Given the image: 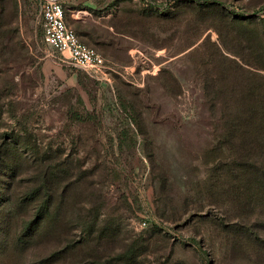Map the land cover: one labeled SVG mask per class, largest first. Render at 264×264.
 <instances>
[{"label": "rangeland", "instance_id": "1", "mask_svg": "<svg viewBox=\"0 0 264 264\" xmlns=\"http://www.w3.org/2000/svg\"><path fill=\"white\" fill-rule=\"evenodd\" d=\"M42 1L0 0L1 132L16 129L34 168L51 165L53 218L0 264H264V157L231 130L222 73L225 55L264 74L228 39L264 32L247 17L264 0H59L107 78L45 43ZM82 11L102 24L73 18Z\"/></svg>", "mask_w": 264, "mask_h": 264}, {"label": "trees", "instance_id": "2", "mask_svg": "<svg viewBox=\"0 0 264 264\" xmlns=\"http://www.w3.org/2000/svg\"><path fill=\"white\" fill-rule=\"evenodd\" d=\"M204 2L208 5L214 0H204ZM262 12H264V6L248 13L247 17L259 19L264 24V17L260 15ZM228 34V39L236 43L243 52L259 64H256L259 68L264 70V32L257 29L256 31L244 30L239 35L232 32ZM226 41L225 46L234 51L229 44H226ZM224 58L227 61L222 70L227 83L224 101L229 113L228 118L233 124L231 130L242 135L244 146H252L253 155L264 157V74H259L257 79L252 80L239 62L225 55ZM1 102L0 87V236L5 237L0 239V251H4L12 242L24 248L32 246L34 242H40L39 238L33 237L39 235L42 238L45 235L44 227L53 218V196L49 188L52 168L47 160L36 158L37 167L34 168L30 157L27 156L25 161L23 160V144L16 129L12 127L9 131L1 132L7 125L4 121ZM24 163L26 168L28 167L27 173L35 177L32 180L35 183L28 188L27 192L21 191V180L18 181ZM41 177L44 184L41 188L35 189L34 186L38 182L36 179ZM32 204L38 206L35 218L29 221L26 219L28 216L24 217ZM91 225L94 229L93 222ZM90 256L94 258L95 255L90 254ZM59 257L62 256L60 254L50 256L43 262L48 264L50 260Z\"/></svg>", "mask_w": 264, "mask_h": 264}, {"label": "built area", "instance_id": "3", "mask_svg": "<svg viewBox=\"0 0 264 264\" xmlns=\"http://www.w3.org/2000/svg\"><path fill=\"white\" fill-rule=\"evenodd\" d=\"M44 41L54 51L62 53L68 61L97 78H107L112 70L107 59L94 47L81 40L67 22L66 8L59 0H44L41 4ZM264 17V12L260 14Z\"/></svg>", "mask_w": 264, "mask_h": 264}, {"label": "crops", "instance_id": "4", "mask_svg": "<svg viewBox=\"0 0 264 264\" xmlns=\"http://www.w3.org/2000/svg\"><path fill=\"white\" fill-rule=\"evenodd\" d=\"M101 0H84V2H83V4L84 5H88V6H90V7H92V8H94V9H97V7L99 8V7H101L102 6V4L103 3H101L100 2ZM43 2V1H42ZM42 2H41V4H42ZM86 12V13H85ZM81 14H77L79 17H81V19H78V18H76V17H74L73 16V18L74 19H77V20H87V21H91V23H93V22H95L96 24H102V18L103 17H95V14H94V12H90V13H87V11H82V12H80ZM87 14H89L90 15V17H91V19H89V17H87ZM41 15V8H40V10H39V14H38V16H40ZM42 16V15H41ZM39 18V21L41 20L40 19V17H38ZM98 18V19H97ZM78 33V32H77ZM79 34V33H78ZM79 36H80V34H79ZM80 38H81V36H80ZM81 40L82 41H84L82 38H81ZM86 44H88L89 46H91V47H94L96 50H98L105 58H106V56H105V54L101 51V50H99L97 47H95V46H93V45H91V44H89V42H86V41H84Z\"/></svg>", "mask_w": 264, "mask_h": 264}]
</instances>
